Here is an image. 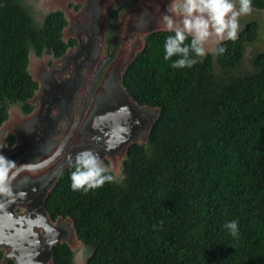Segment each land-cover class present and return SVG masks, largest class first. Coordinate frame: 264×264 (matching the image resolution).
I'll list each match as a JSON object with an SVG mask.
<instances>
[{
    "label": "trees",
    "instance_id": "16d2710c",
    "mask_svg": "<svg viewBox=\"0 0 264 264\" xmlns=\"http://www.w3.org/2000/svg\"><path fill=\"white\" fill-rule=\"evenodd\" d=\"M65 24L61 12L40 24L27 0H0V125L10 103L32 107L29 47L63 53ZM259 29L252 21L220 45L223 55L179 69V57L164 59L174 33L148 36L124 76L138 103L160 108L148 148L132 144L121 182L107 172L113 180L87 192L72 190L73 162L45 199L50 216L71 217L92 248L87 264H264V50L238 70ZM232 220L236 236L224 227ZM71 258L66 243L54 247L55 264Z\"/></svg>",
    "mask_w": 264,
    "mask_h": 264
},
{
    "label": "flooded vegetation",
    "instance_id": "af4514ba",
    "mask_svg": "<svg viewBox=\"0 0 264 264\" xmlns=\"http://www.w3.org/2000/svg\"><path fill=\"white\" fill-rule=\"evenodd\" d=\"M51 1L44 3L43 6L47 9H42L44 15H39L38 21L40 24L44 23V19L48 14L52 12H61L66 20V24L61 30V38L66 44V48L63 53L58 55H56L53 49L48 51L47 48H44L39 55L36 53V57L38 58L32 61V71L38 72V62L40 61V68L41 64H44L40 72L42 69L44 71V68L45 71L49 69H53V71L59 70L61 71L58 74L59 81H62L63 77L73 72L69 77L72 78V81L67 83L69 89L65 92V95L64 93L61 94L64 98H60L59 105H51L48 107L50 109V116L56 115L57 112L62 109V116L58 118L54 127L52 126L53 129L51 127L52 132L50 130L51 133L49 132L48 134L52 136V138L48 140L49 146L40 156L27 157L26 160L22 159L15 161L16 166L12 170L14 177L10 180L12 194L8 196L0 195V225H3V234H6L7 237L15 234L14 246H20L22 243H24L23 247L29 246V239L33 238V236L27 238L28 234L26 232L17 235L18 232H21L18 230H28L27 223L32 219L30 217L28 218V216H30V210L34 209L32 207V202L35 201L36 196L40 197L57 162L64 158V155L70 150V142H96L98 147L101 145L104 147L105 144H103V142L107 140L112 128H114L115 134L118 137L128 136L127 125L129 121H136L133 116V109L130 107L129 103L126 102L124 105H119L117 109L119 114L117 113L114 125L113 123L108 124V122H106L107 119L104 118L106 114L111 117L108 113L111 107L117 106L120 102H123L119 93L122 86L118 88L117 85L120 79V66L128 61L129 66L134 61L138 54L144 49L149 35L161 31L169 32L162 22V16L166 12L170 0ZM237 7H239L238 0ZM85 8H88V11L84 14L87 13L97 16L101 18L102 22L100 24L101 29L96 44L81 48L77 35L71 30L66 31L65 28L68 24L67 17L77 16L82 13ZM252 9L253 11L251 14L239 17V19L242 18V23H239L238 34L245 30L252 21L258 22L261 27L262 17H264V6L258 7L252 4ZM145 11L147 12V15L143 17L145 26L138 29L136 27V22ZM89 23L94 24V22ZM226 41L228 40H224L219 44L216 39L213 40V42L209 41L212 46H209L207 42L205 44V49L211 50L208 51L204 57L209 54L214 57V54H216L215 49ZM68 51H77V54L75 58L72 59V57L70 58L69 56L64 61V55ZM132 55H134V58ZM73 65L76 68L77 76L74 75L75 68ZM126 70L122 74V82L123 87L127 89L124 84ZM38 87L39 84L37 83V88ZM32 109L31 107L29 111H24L21 103H10L8 106L7 119L9 117L10 119L22 118ZM43 124L44 123L40 125ZM46 129H48V125ZM71 133L73 134L70 137ZM8 137L12 138L11 143ZM5 143V150L2 148V151H7L8 148L14 145V136L7 133L5 135ZM1 147L0 145V148ZM2 151L1 154H3ZM104 163L108 168V172H111L113 176L114 174L120 173V164L118 162H110L108 158H105ZM32 194L36 195L35 198L33 197V201L30 200ZM57 217L55 219L51 217V219L56 220ZM5 241L10 242L11 238H7ZM4 252V250L0 251V263L14 264L13 254H9L8 260L3 261ZM15 254L20 255L19 251H16Z\"/></svg>",
    "mask_w": 264,
    "mask_h": 264
},
{
    "label": "water",
    "instance_id": "95a60500",
    "mask_svg": "<svg viewBox=\"0 0 264 264\" xmlns=\"http://www.w3.org/2000/svg\"><path fill=\"white\" fill-rule=\"evenodd\" d=\"M86 11H88V8H85L84 11L77 16H68V24L65 28L66 31L71 30L77 35L81 48L96 44L101 29L100 24L102 22L101 18H98L97 16L89 15L87 13L84 14ZM89 22H94V24ZM77 51H68L64 55V61L69 56L70 58L72 57V59L75 58ZM132 57L134 58V55H132ZM36 58H38L36 57V52L30 46L27 70L33 80L39 84L34 95L27 100V103L30 104L33 109L22 118L10 119L9 117L0 127V145L2 146L0 148V154L2 148L5 150L6 147L5 135L10 133L15 138L14 145L8 148L7 151H2L3 154L5 153L4 156L6 158L13 161L22 159L26 160L27 157L40 156L49 146L48 140L51 139L52 136H49L48 134L50 130L52 132L58 118L62 116V109L58 111L56 115L50 116V109L48 107L51 105H59L60 98H64L61 94L64 93L65 95V92L69 89L67 83L72 81V78L69 77L73 72H70L68 76L63 77L62 81H59L58 78V74L61 72L59 70L53 71V69H49L45 71L44 68V71L42 69L40 72V61L38 62V72H33L32 61ZM201 59H204V57ZM128 64L129 61L124 62L122 66H120V79L117 84L118 88L122 86L119 93L123 102H120L117 106L109 109V114L112 119L108 114L104 116V118L107 119L106 122H108V124L113 123L114 125L119 105H124L126 102L129 103L130 107L133 109V116L136 121H129L127 125L128 136L118 137L115 134L114 128H112L107 140L103 142V144H105L104 147L102 145L98 147L96 142H70V150L64 155V158L57 162L40 197H37L35 194L30 196V200L32 201L33 197L35 198L36 196L35 201L32 202V207L34 209L30 210V216H28V218H32L33 221L31 219V221H29L30 224L27 223L28 230L25 231V229H19L18 231L21 232H18L17 234L20 235V233L26 232L28 234L27 238L33 236V238L29 239V246L23 247L24 243L20 246H14L15 234L7 237L6 234H3V225H0V251H5L3 261L8 260L9 254H13L14 264H55L54 247L58 244L66 243L72 251L71 264H87L93 250L78 237L72 218L69 216H58L56 220H52L45 207L44 200L54 188L63 171L74 162L77 153L90 149L99 154L104 165L105 158H108L110 162H118L120 164L121 174L120 176L114 174V179L116 182H121L123 177V162L128 158L129 147L134 143H138L144 144L145 147L148 148V137L154 123L158 119L160 108L150 105H141L131 96L129 91L123 87L122 74L126 70ZM41 66L43 67L44 64H41ZM74 75L77 76L76 68ZM42 123L45 125H40ZM47 125L48 129H46ZM72 134L73 133L70 134V137ZM7 238H11V241L6 242L5 240ZM16 251H19L20 255H16Z\"/></svg>",
    "mask_w": 264,
    "mask_h": 264
},
{
    "label": "clouds",
    "instance_id": "9594fccd",
    "mask_svg": "<svg viewBox=\"0 0 264 264\" xmlns=\"http://www.w3.org/2000/svg\"><path fill=\"white\" fill-rule=\"evenodd\" d=\"M170 0L162 22L167 31L174 33L166 37L164 43L165 60L173 56L179 57L172 68H191L206 53L205 44L212 37L217 43L224 40L235 41L239 31V17L249 15L253 11L252 0ZM144 15L136 22L138 29L145 26ZM191 37L190 43L186 41ZM226 47L219 46L215 53L223 55ZM16 162L0 154V195H11L10 180L14 177ZM74 171L71 172L73 191L85 192L102 187L111 182L113 177L106 174L108 168L103 164L98 153L84 150L77 153L74 159ZM224 227L233 236L238 235L239 223L228 221Z\"/></svg>",
    "mask_w": 264,
    "mask_h": 264
},
{
    "label": "rangeland",
    "instance_id": "374dc122",
    "mask_svg": "<svg viewBox=\"0 0 264 264\" xmlns=\"http://www.w3.org/2000/svg\"><path fill=\"white\" fill-rule=\"evenodd\" d=\"M27 1H28L29 6L32 9V13L35 17V20L38 21V16L44 15V12H42L43 11L42 9H47V8H45V6H43L44 3H48L51 0H48V1L47 0H27ZM239 23H242V18L239 19ZM215 39H216L215 37L210 38L208 40V43H209L208 45L212 46V44H210L209 41L213 42V40H215ZM210 50H206V53ZM263 50H264V17H262V24H261V27L259 29V36H258L256 42H254L251 45H248V47L246 48L243 60H242L241 64L239 65L238 70L241 72L249 71L252 68L253 57L258 52H261ZM214 57H215L214 59H216V54H214ZM120 174L121 173L115 174V175L120 176Z\"/></svg>",
    "mask_w": 264,
    "mask_h": 264
},
{
    "label": "bare ground",
    "instance_id": "6f19581e",
    "mask_svg": "<svg viewBox=\"0 0 264 264\" xmlns=\"http://www.w3.org/2000/svg\"><path fill=\"white\" fill-rule=\"evenodd\" d=\"M153 22V21H152ZM157 23V22H156ZM132 32V31H131ZM139 37V36H138ZM107 96V95H106ZM103 106V105H102ZM96 111V110H95ZM99 111V110H98ZM110 111V110H109ZM80 113V112H79ZM102 113V112H101ZM109 113V112H108ZM78 120V119H77ZM118 121V120H117ZM76 123V122H75ZM74 124V123H73ZM81 126V125H80ZM95 127V126H94ZM82 128V127H81ZM103 128V127H102ZM79 130V129H78ZM72 131V130H71ZM94 132V131H93ZM122 132V131H121ZM125 134V133H124ZM76 136V135H75ZM102 136V135H101ZM85 140V139H84ZM99 140V139H98ZM47 183V182H46Z\"/></svg>",
    "mask_w": 264,
    "mask_h": 264
}]
</instances>
